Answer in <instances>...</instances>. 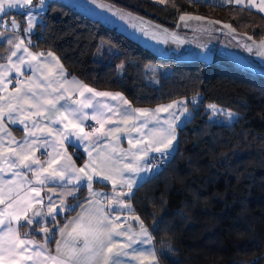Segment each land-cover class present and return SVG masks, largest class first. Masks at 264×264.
Here are the masks:
<instances>
[{"label": "trees", "instance_id": "1", "mask_svg": "<svg viewBox=\"0 0 264 264\" xmlns=\"http://www.w3.org/2000/svg\"><path fill=\"white\" fill-rule=\"evenodd\" d=\"M109 1L166 27H172L166 20L174 22L188 12L229 22L256 38L264 36V16L250 8L189 0ZM9 36H0V60L11 48ZM102 41L119 51L104 50L98 59ZM31 42L34 49L55 51L69 72L85 82L120 90L135 105L200 95L193 116L178 129L173 159L133 193L135 211L151 231L162 264H264L263 74L236 65L222 53L210 63L158 55L62 0L48 1ZM151 62L173 65L158 85L148 76ZM209 103L236 112L237 119L230 127L216 124ZM85 197L83 189L69 201L81 203ZM75 210L59 213V223ZM30 236L40 239L42 234Z\"/></svg>", "mask_w": 264, "mask_h": 264}, {"label": "snow or ice", "instance_id": "2", "mask_svg": "<svg viewBox=\"0 0 264 264\" xmlns=\"http://www.w3.org/2000/svg\"><path fill=\"white\" fill-rule=\"evenodd\" d=\"M157 3L165 4L167 0H156ZM246 0H227V3H235L244 5ZM93 4L97 0H92ZM247 6L257 8L264 13V0H247ZM99 7L104 8L105 4L100 3ZM7 9H20L24 17V24H19L14 18L8 21H0L7 23L11 29H19L22 32L31 33L39 10L45 9V0H0V14H7ZM108 11H112V7H108ZM121 20H131L132 13H125L118 9L115 13ZM136 19L143 22L142 17ZM203 16L180 15L179 21L185 26L187 21H205ZM149 26L151 22H144ZM208 24H220L217 21H207ZM138 25L133 23L132 27ZM224 28L229 29L230 34H236V31L230 24H225ZM140 31L145 35H150L145 27H140ZM7 31H0V36H7ZM19 42L8 39L9 45H14V50L7 56V63L0 64V70L8 69L23 75L22 65L28 64L32 67L33 62L38 57H43L44 53L33 54L28 52L24 47V39L19 37L16 31L12 32ZM175 35V34H173ZM155 38V36H153ZM248 41H252L248 43ZM167 43V41H165ZM247 51L252 52L255 47L259 51L258 55L264 56V40L256 43L252 37L241 45ZM23 47L28 52L30 60L25 61L21 56L18 61H13V57ZM52 57V53H47ZM45 67H47L45 65ZM35 71L43 75L44 68L37 63ZM60 77L65 75L62 66H60ZM5 73L0 71V87L3 86ZM11 83V81H8ZM57 83V88H52V83ZM22 87L18 88L8 97L0 96V132H5L10 137L11 144H18L19 150L10 148L7 156L4 155V141L0 137V173L6 169L3 164H8L9 169L14 170L13 176L15 180H5L0 175V264H124L122 258L130 256V253H136L138 244H150L152 237L145 227L143 220L139 216L132 219L139 221V231L135 232L130 225L126 227L121 223V216L116 215V210L128 209L131 211L132 205L125 203V197H130L134 187L139 186L140 180L147 177L140 176V173H148L153 170L150 153H160L162 156L170 155L173 148V142L176 140V120L179 116L191 118L193 113L189 112L187 103L190 101H173L167 105L160 106L155 110L151 109H134L132 112H121L115 110V106L102 104L96 97H111L113 100L122 98L120 93L96 92L87 85L80 84L75 78L61 83L58 79H50L44 76L41 80H30L28 84L18 81ZM73 86V91H79V96L84 97L85 92L92 94L90 98L81 100H72L68 88H64L63 84ZM83 89L80 91L79 89ZM6 90V89H5ZM4 101H7L6 103ZM64 101L63 104L60 102ZM95 101V102H93ZM128 102L125 100L124 104ZM184 105L180 109V105ZM213 114L218 113L221 109L215 105H208ZM43 109V111H41ZM92 111L89 112L88 110ZM176 111H170V110ZM166 112L169 119L161 121L157 118L158 113ZM30 113L28 120L32 121V127L29 128L25 119L21 116ZM46 113V114H45ZM13 114H17L14 118ZM111 114V115H108ZM138 114V115H137ZM236 113L228 111L227 119H232ZM113 116L134 117L133 125L138 134L135 145L129 133L128 143L130 145L127 152L117 155V149L113 148L111 153L104 155L98 153L93 157L92 152H88L89 162L83 167H76L72 156L67 152L65 142L73 147L79 146L80 143L91 142L95 137L99 140L101 137L112 136L119 133V128L108 127L105 131V124H115ZM144 119L141 120L140 117ZM35 117V119H33ZM9 120L12 123L24 125L26 136L23 142H17L11 133L7 132L3 120ZM95 122L98 127H91V131L85 130V122ZM152 120L157 127H149V121ZM50 125H58V127H49ZM39 129V131H35ZM46 129V131H45ZM146 130V131H145ZM31 137L32 139H29ZM51 138V139H49ZM149 138V139H145ZM117 141L120 140L119 135H115ZM52 148V152H47V158L42 162L38 158H33V153L39 149ZM130 162L124 163L126 159ZM59 159H63V163H59ZM56 164L57 167H53ZM47 165V167H45ZM24 168L28 171L22 172L16 169ZM51 169V171H49ZM88 169L89 171H86ZM28 172L36 177V183L43 186L48 182L60 183L64 189L60 195L59 204H54L52 196H48L47 211L44 210V197L41 196L40 188L30 186L31 181L28 180ZM91 173V174H90ZM98 180L110 181L112 185V195L106 196L109 203L106 206L96 197L102 194L93 191V177ZM70 186V187H69ZM126 189V191L117 192V187ZM81 187L88 190L93 197L86 200L85 203H76L73 207L66 202V197L75 199L80 192ZM33 201L39 208L33 207ZM69 207H78L81 211L70 219L59 229L60 241L56 243L55 254L48 248L47 243L55 239V225L59 221L55 220L60 211H66ZM48 217L52 220L49 221ZM52 227H48V224ZM126 224V221L124 222ZM21 228H27L28 231L21 232ZM33 232H39L43 235L44 243H35L30 239ZM47 253V255H45ZM136 259V256L132 257ZM151 264H158V258L155 251L150 253Z\"/></svg>", "mask_w": 264, "mask_h": 264}, {"label": "crops", "instance_id": "3", "mask_svg": "<svg viewBox=\"0 0 264 264\" xmlns=\"http://www.w3.org/2000/svg\"><path fill=\"white\" fill-rule=\"evenodd\" d=\"M48 1L50 0H45V9L47 10L48 7ZM189 1H203V2H210L214 3L217 5H236V6H241L244 8H250L252 10H255L259 13H261L257 8L255 7H249L247 6V0L244 5H237L235 3H227V0H189ZM64 2V1H63ZM67 3V2H65ZM103 3L105 4L104 8L99 7V4ZM70 6L73 8H76L78 10L84 11L87 14L100 19L102 22L107 23L109 25H112L128 35L132 36L133 38L137 39L142 45L148 47L150 50L155 52L158 55L162 56H170L174 57L177 59H185V60H192V59H201L199 57V50L205 45V44H211V55L212 53L214 54L213 59H217L218 53L226 54L232 61L234 62V55H244L248 57L250 55L253 56L254 61L258 63L259 66H262V63L260 60H255V56H257V52L253 50L252 52H249L241 46L246 40L243 36L239 35V31L236 27L232 25V27L236 30V34H230L229 29L224 28L225 23H220V24H208L207 21H216L211 17L203 16L200 14H195V13H183L181 15L187 14L191 16H203L205 17V21H196V20H190L187 21V25L185 26L182 22L178 21L175 22V25L172 27H166L164 23H157L154 22L151 19H148L147 17L143 16L142 14H139L137 12L127 10L117 4H115L112 1L109 0H97L96 4L92 3V0H68V3ZM108 7H112V11H108ZM118 9L123 10L125 13H132L133 18L131 20H121L119 19V16L116 15V11ZM23 10L20 9H7V14H0V21H8L10 18H14L17 23L22 24V19L18 12H22ZM264 16V13H261ZM44 16V15H43ZM136 17H142L143 22L136 19ZM43 18V17H42ZM144 22H151V25H155L156 27L149 26L147 23ZM168 22H172L169 21ZM221 22V21H220ZM135 23L138 26L136 28L132 27V24ZM226 24H230L229 22H226ZM0 31H16L19 35V37L24 39V47L28 49V52L37 54V53H44V56L38 57V60L33 62L32 67H29V65L26 63L22 65V72L23 75L20 73H17L15 71H11L8 69H3L0 71H3L5 73V79L3 80V86L0 87V96L2 97H8L10 96L13 92H15L18 88L22 87L21 84L18 83V81H23L24 84H28L30 80H41L43 81L44 76L49 77L50 79H58L61 83H63L64 80L71 81L73 78H75L77 81L80 82V84L87 85L88 87L94 89L96 92H109V93H120L122 98H118L116 100H113L111 97H96V100H99L102 104H108L109 106H115V110L121 111V112H132L134 109H140V108H145V109H151L155 110L156 108L167 105L169 103H172L173 101H181L182 98H176L172 99L167 102H162L159 104H156L154 106H141V105H135L131 99L122 91L120 90H113V89H105V88H98L94 85H91L87 82L84 81L81 77H79L77 74L69 72V70L64 66L63 62L61 61L59 55L52 50H43V49H34L32 47V42L31 38L25 36V32H20L19 29L13 30L7 23H0ZM140 27H145L146 30L150 33V35H145L143 32L140 31ZM211 31V33H210ZM12 34V33H9ZM175 34V35H173ZM155 36V38H153ZM8 39H13L14 42H19L16 36H9ZM167 41V43H165ZM255 41V40H253ZM108 42V41H106ZM252 41H249L251 43ZM109 43V42H108ZM111 44V43H109ZM108 44V45H109ZM115 50L118 52V48L111 44ZM110 47V45H109ZM108 49V46L106 47ZM105 48V49H106ZM14 50V45H11V48L7 54L9 56L11 54V51ZM112 51V50H111ZM28 52H25L23 50V47L21 50L18 52L17 56L13 57V61H18L20 57L22 56L25 61L30 60V56L28 55ZM114 52V51H113ZM115 52V53H117ZM47 53H52V57H49ZM191 57H188L190 56ZM7 56L0 60V64H6L7 63ZM189 58V59H187ZM39 64L41 68H44L43 75L41 73L35 71L36 64ZM235 63V62H234ZM261 63V64H260ZM163 63H150L148 65V72H149V67H154L153 65H161ZM45 65L47 67H45ZM60 66H62L65 75L63 77H60L59 72H60ZM242 67V66H241ZM244 68V67H243ZM169 74V73H167ZM161 76L157 81L154 82L151 81L153 84L158 85L160 83ZM8 81H11L9 83ZM64 88H68L69 92L65 95H70L72 100H81V99H87L90 98L92 94L85 92L84 97L79 96V91H73V86H70L69 84H63ZM52 88H57L58 84L57 83H52L51 85ZM6 89V90H5ZM82 91L83 89H79ZM127 101V104H124V101ZM5 103L7 101H4ZM95 102V101H93ZM61 104L64 103V101L60 102ZM188 104V103H187ZM183 104L180 105V109L183 108ZM43 111V109L41 110ZM89 112L92 110L89 109ZM170 111H176L170 110ZM46 114V113H45ZM17 114H13L14 118ZM30 115V113H25L21 116L22 119L26 120V123L28 124L29 128L32 127V121L27 119V116ZM111 115V114H108ZM138 115V114H137ZM157 115V118L161 120L162 122L165 120L169 119V115L166 112H160ZM35 119V117H33ZM113 120L117 121L115 124H105V131L107 130L108 127H114V128H119L121 131L119 133H116L112 136L108 137H101L99 140H96L95 137L92 138L91 142H84L80 143L79 146L73 147L69 145L67 142H65V147L67 148V152L72 156V160L75 163L76 167H83L86 163L89 162V156L88 152L91 151L93 157H96L98 153H103L104 155H107L111 153L112 149L115 148L117 149V155L122 154V152H127L129 149L130 145L128 143L129 139V133H131V138L133 140V144L135 145V140L140 138L138 137V134L135 130V126L133 125L134 117L128 116V117H120V116H113ZM141 120L144 118L141 116ZM187 119L184 118L182 121V116H179V118L176 120V140L173 142V149L176 148L177 145V138H178V129L179 127L186 121ZM182 122V123H181ZM7 129L8 133H11V137H14L17 142H23L26 133L24 131V125H21L19 123H12L11 121L5 119L2 122ZM49 127H58V125H50ZM98 127V125L96 126ZM149 127H157V125L154 123V121L150 120L149 121ZM86 131H91V129H87L85 127ZM35 131H39V129H35ZM46 131V129H45ZM146 131V130H145ZM115 135L120 136V140L117 141L115 139ZM0 137L3 138L4 141V147H3V152L4 155L7 156L9 153L10 148H16L17 151L19 150L18 144H11L10 143V137L7 133L5 132H0ZM29 139H32L29 137ZM51 139V138H49ZM146 140L149 138H145ZM41 150L45 149H39L35 151L32 155L33 158H38L42 162L46 159L45 157H42L40 152ZM49 152H52V148H48ZM122 150V152H121ZM154 153H150L151 157ZM59 163H63V159H59ZM130 162V156L129 159H126L124 163ZM2 163V162H0ZM3 167L6 169L3 173H0V175H3L5 180H15L16 178L13 176V171L9 169L8 164H3ZM47 167V165H45ZM53 167H57L56 164L53 165ZM17 171H28L27 169L20 168L16 169ZM86 171H89L88 169H85ZM51 171V169H49ZM91 174V173H90ZM140 176L146 177V173H140ZM28 180L31 181L30 186H37L40 188L41 191V196L44 197V210L45 212L47 211V197L52 196V200L54 204H59L60 202V193L64 190L61 186L60 183L57 182H48L43 186H39L36 183V177L31 173L28 172ZM145 180H140L139 185L144 182ZM70 187V186H69ZM139 187V186H138ZM138 187H134L133 193ZM93 191L99 192L102 195L99 197H96V199H99L102 203H104L106 206L108 205L109 201L105 197L108 196L110 197L112 195V185L110 181H103L101 182L98 180L96 176L93 177V185H92ZM85 189L86 191V197L81 203H85L86 200H91L93 197L89 194L88 190L84 187H81V190ZM126 191V189H121L119 186L117 187L116 191ZM80 192L77 194V196L80 194ZM132 193V195H133ZM131 195V196H132ZM57 197V199H55ZM70 197H66V202L70 203L71 205H75V202L69 201ZM132 198V197H131ZM133 204V202H132ZM134 206V205H133ZM4 206L0 205V208H3ZM33 207L34 208H39L41 207L40 205H36L35 201H33ZM72 208H68L66 211H59L58 209V214L59 213H64L67 212ZM113 210H116L113 207ZM132 210L135 212L137 216H139L138 213H136L135 208H132ZM81 211L80 208L76 207L75 212H72L70 215L64 218V220L59 224V229L63 227L65 223H67V219H70L72 217H75L79 212ZM56 216L55 220H59V216ZM140 217V216H139ZM141 219V218H140ZM142 220V219H141ZM59 229L57 230V234L55 236V239L52 244H49L50 241L47 243V248L55 254V248H56V243L60 241L61 237L59 234ZM149 230V229H148ZM22 232V231H21ZM150 235L153 239V235L151 231L149 230ZM32 239L35 243H44V238L43 235L41 236L40 239H36L33 236L29 237ZM47 255V253H45Z\"/></svg>", "mask_w": 264, "mask_h": 264}, {"label": "rangeland", "instance_id": "4", "mask_svg": "<svg viewBox=\"0 0 264 264\" xmlns=\"http://www.w3.org/2000/svg\"><path fill=\"white\" fill-rule=\"evenodd\" d=\"M62 1L68 3V0H62ZM45 12H46V10H39V14L36 17V23H35V26H34L32 32L31 33L25 32V36L30 37V38L32 37L33 33L36 31V27H37L38 23L42 20V17L45 14ZM185 13H188V12H185ZM181 14H183V13H181ZM178 19H179V17H178ZM178 19L176 21H174V22L172 21L170 23V26H174L175 22H177ZM214 20L217 21V19H214ZM219 21H221V23H225L226 24V21H223L221 19ZM166 22L168 23V20H166ZM230 25L232 26V24H230ZM237 29L239 31V35L243 36L245 38V40H247L248 37H252V40H255L256 43H259L261 40H264V36H262L260 38H256L254 36V34L250 33V31H245V30H242V29H239V28H237ZM210 33H211V31H210ZM248 43H249V41H248ZM108 44L109 43L106 42V41H102L101 42L100 50L96 53V57L98 59H100L102 57L104 50H108V52H110V53L113 52V51L117 52L115 50V48L111 44H109L110 47H109ZM107 46H108V49L107 48L104 49V47H107ZM253 50H255L256 52L259 51L255 47L253 48ZM188 57H191V55L188 56ZM199 57L202 60H204L206 63H210L211 61H213L214 54L212 53V55H211V44H205L201 48V50H199ZM234 57L235 58L233 60H234L236 65L242 66V67L248 69L252 73H255V74L261 73V74L264 75V56H260V55L255 56V60L256 59L260 60L261 63H262V66H259L258 63H256L254 61V59H253L254 57L253 56L250 57V55L248 57H246L244 55L238 54V55H234ZM187 59H189V58H187ZM153 66L154 67H151V66L149 67L148 76H149L150 80L151 81L154 80V82L159 79L160 75H164L165 76V75H167V73H170L173 70V65L170 64V63H166V64L163 63L161 65H153ZM118 70H119L120 73H122L123 72V65L119 66ZM200 99H201L200 95H195V96L190 97V98H182L181 101H190L187 104V107L189 109V112H192V107H198ZM210 104L217 106V108L221 109V111L218 112V113L213 114V110H210L208 108V105H210ZM208 105H207V110L209 111V113L211 115V120H213L216 124L225 125V126H229L230 127L234 123V121L237 119V117H238V114L236 112L231 111V110H229V109H227L225 107L219 106V105H217L215 103H209ZM228 111L236 113L237 115L234 118H232V119H227L226 118V113ZM184 118H185V116H182V121L184 120ZM186 119H189V118H186ZM173 150H175V149H173ZM200 156H201V154H200ZM131 197L132 196L125 197V203L131 204L132 208H134V206L132 204ZM55 199H57V197ZM69 208H72V207H69ZM113 211H115L116 215L121 216V223H122L123 226L126 227L127 225H130L135 232L139 231V221L132 219L133 217L137 216L132 209H131V211L128 210V209H124L122 211L121 210H113ZM48 220L51 221L52 218L48 217ZM125 221H126V224L124 223ZM59 224L60 223L55 225L56 226V229H55V233L56 234H57V230L59 229V227H58ZM47 226L48 227H52V225L50 223ZM145 227H146V225H145ZM135 247L137 248V252L136 253H130L129 257L122 258L124 260V264H151L150 253L152 251H155V253H156V256L158 258V264H162V262H161V260L159 258L158 252H157V247L155 245L154 239H152V242L150 244H138ZM133 256H136L137 258L133 259L132 258Z\"/></svg>", "mask_w": 264, "mask_h": 264}, {"label": "built area", "instance_id": "5", "mask_svg": "<svg viewBox=\"0 0 264 264\" xmlns=\"http://www.w3.org/2000/svg\"><path fill=\"white\" fill-rule=\"evenodd\" d=\"M90 126L96 127L97 125H95V122L91 120L85 122V127L87 129L90 130L91 129ZM47 152H49L48 149L41 150L40 154L42 157L47 158L46 156ZM174 155H175V150L171 149L170 155L162 156L160 153H154L151 157H149V159L151 160V165L153 166V170L151 172L146 173L147 179L161 172L168 165V163L173 159Z\"/></svg>", "mask_w": 264, "mask_h": 264}]
</instances>
